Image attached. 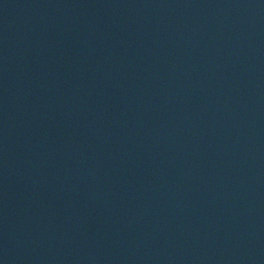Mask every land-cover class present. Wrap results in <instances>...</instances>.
<instances>
[{
	"label": "water",
	"instance_id": "obj_1",
	"mask_svg": "<svg viewBox=\"0 0 264 264\" xmlns=\"http://www.w3.org/2000/svg\"><path fill=\"white\" fill-rule=\"evenodd\" d=\"M0 264H264V0H0Z\"/></svg>",
	"mask_w": 264,
	"mask_h": 264
}]
</instances>
